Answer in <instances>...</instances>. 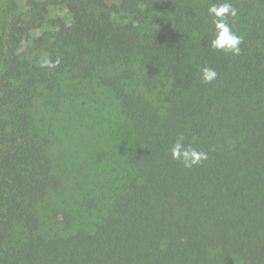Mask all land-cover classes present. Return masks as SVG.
I'll list each match as a JSON object with an SVG mask.
<instances>
[{"label": "trees", "instance_id": "trees-1", "mask_svg": "<svg viewBox=\"0 0 264 264\" xmlns=\"http://www.w3.org/2000/svg\"><path fill=\"white\" fill-rule=\"evenodd\" d=\"M108 1L0 0V264H264V0H231L237 57L210 47L222 0ZM51 5L71 22L36 35ZM69 78L104 87L123 123L54 223L62 180L33 107L57 109ZM179 135L208 159L173 160Z\"/></svg>", "mask_w": 264, "mask_h": 264}, {"label": "rangeland", "instance_id": "rangeland-1", "mask_svg": "<svg viewBox=\"0 0 264 264\" xmlns=\"http://www.w3.org/2000/svg\"><path fill=\"white\" fill-rule=\"evenodd\" d=\"M70 22L71 16L64 6L51 5L36 35L53 31L57 23ZM73 88L74 96L70 94ZM61 91L64 96L59 109L45 96L39 97L33 107L36 126L44 130L50 140L54 173L62 180L61 188L50 196L45 206V220L54 223L89 190L88 184L95 175V153L103 133L110 124L123 123L110 93L95 82L69 78Z\"/></svg>", "mask_w": 264, "mask_h": 264}, {"label": "clouds", "instance_id": "clouds-1", "mask_svg": "<svg viewBox=\"0 0 264 264\" xmlns=\"http://www.w3.org/2000/svg\"><path fill=\"white\" fill-rule=\"evenodd\" d=\"M208 15L212 18L214 27L213 38L210 41V47L218 52L226 55L237 57L241 54V44L243 37L238 35L232 25L228 23V17H236L238 10L233 6L231 0H222L220 3H212L207 9ZM60 61H51L43 59L41 61L42 68H55ZM218 72L209 66L200 69V78L202 83L211 84L218 79ZM171 157L173 160L180 162L184 168L192 169L208 159L205 151L198 150L191 144H185V137L179 135L172 144Z\"/></svg>", "mask_w": 264, "mask_h": 264}]
</instances>
